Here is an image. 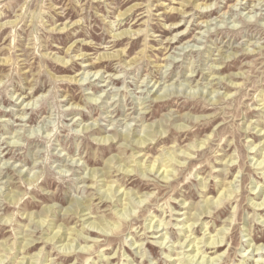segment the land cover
<instances>
[{
	"label": "rangeland",
	"instance_id": "rangeland-1",
	"mask_svg": "<svg viewBox=\"0 0 264 264\" xmlns=\"http://www.w3.org/2000/svg\"><path fill=\"white\" fill-rule=\"evenodd\" d=\"M132 5L141 9L117 16ZM124 29L139 31L112 37ZM0 58L8 59L0 62V264H183L189 240L219 231L223 247L200 243L199 254L256 264L250 252L264 248V205L251 204L264 201V0H0ZM154 128L163 132L134 145ZM173 149L190 158L175 156L182 163L168 167L166 182L162 172L123 171ZM107 184L121 190L105 196ZM226 188L231 199L199 212ZM93 219L117 230L94 228ZM59 224L75 253L64 251L67 240H46Z\"/></svg>",
	"mask_w": 264,
	"mask_h": 264
},
{
	"label": "bare ground",
	"instance_id": "bare-ground-1",
	"mask_svg": "<svg viewBox=\"0 0 264 264\" xmlns=\"http://www.w3.org/2000/svg\"><path fill=\"white\" fill-rule=\"evenodd\" d=\"M129 1V0H128ZM192 1H195V0H192ZM257 1V0H256ZM188 2H191V0H181V4L183 5V3H188ZM244 3V2H243ZM258 4H261V2H259L258 1ZM194 5V4H193ZM203 5H205V2L204 3H201V4H196V5H194L195 7H197L198 9H200L201 8V6H203ZM135 9V10H134ZM138 9H141V8H139V5H132V6H130V7H128L126 10H124L123 12H120L117 16L118 17H122V16H127L128 15V13L129 12H131V11H133L134 10V12L136 11V10H138ZM171 9H178V8H175V7H171ZM211 10V9H210ZM209 10V11H210ZM204 13H207V11H205ZM131 14V13H130ZM129 16V15H128ZM71 25V24H70ZM200 25V24H199ZM66 25H64V27H65ZM63 27V28H64ZM138 31L139 30H127V29H124V30H121V31H119V32H115V33H113V35H112V37H114V38H118V37H121V36H125V37H131L132 35H135V34H137L138 33ZM181 33H183V32H181ZM185 34V33H184ZM180 35H182V34H180ZM177 35H175V37H176ZM177 40H179V38L177 39ZM125 50V49H124ZM124 50H120V51H117V52H110V53H103V54H101V55H99L98 56V58L97 59H102V58H115V57H121V55H122V53L124 52ZM183 50V49H182ZM144 52V49H142L141 50V53H143ZM83 55V54H82ZM58 58H60V57H58ZM228 58V57H227ZM58 61H60L61 63H64V64H66L67 63V61L68 60H65L64 58H61V59H58ZM0 62L1 63H7L8 62V59L7 58H0ZM222 69H220V70H216L217 72L218 71H221ZM100 72V71H99ZM90 74H91V72H87V74L86 75H89L90 76ZM94 75H97L96 74V72H93V74H91V76H94ZM238 75H240V73L238 74ZM99 77H101V75L99 76ZM236 77H239L240 78V76H234V75H232V76H229L228 78H230V80L232 81L233 80V78H236ZM63 78H66V79H68V80H74V78L73 77H60L59 79H63ZM117 78H120L119 76H115L114 78H112V82H114V81H116V79ZM115 79V80H114ZM214 79H216V78H214ZM217 79H219V78H217ZM223 80V79H222ZM221 80V81H222ZM229 80V81H230ZM102 81V80H101ZM110 82H111V80H110ZM232 83V82H231ZM234 85H235V87H237V86H239V83H234ZM153 86V85H152ZM231 86V85H230ZM147 91V90H146ZM150 90H148V92H149ZM148 92L146 93V94H148ZM145 94V93H144ZM157 95H159L158 93H157ZM161 95V94H160ZM159 95V96H160ZM159 96H156V98L154 99V100H160V99H162L163 98V96H162V98H160L159 99ZM263 100V97H262V99H260L259 101H262ZM214 101V100H213ZM216 102V101H215ZM215 102H213V103H215ZM30 102H27V103H25V105H24V107L26 108L28 105H30L29 104ZM264 107V106H263ZM24 109V108H23ZM184 128V126H182V127H180V129H183ZM261 131H262V129H260ZM163 132V130L162 129H152V130H150V132H149V130H148V134L145 136V134H144V136H139L138 138H135L134 139V141H133V143H135L134 145L136 146V147H142V145L143 144H145V143H150V142H148V141H150L151 140V137H154V136H156L158 133H162ZM129 135H124L122 138L123 139H126V140H130V137H128ZM108 139H109V137L108 136H106ZM106 137H105V139H106ZM102 140L101 141H104L105 139L104 138H101ZM107 139V140H108ZM112 139V138H111ZM106 140V141H107ZM110 140V139H109ZM207 140H205V142H206ZM130 142V141H129ZM131 142H132V140H131ZM204 142V143H205ZM201 143V142H200ZM197 144H199V143H197ZM191 145V147H196V149L198 148V145ZM203 144V143H202ZM206 144V143H205ZM204 145V144H203ZM200 146V145H199ZM191 147H188V148H186V150L187 149H190ZM201 147V146H200ZM199 147V148H200ZM198 148V149H199ZM197 149V150H198ZM185 150V149H184ZM193 152H195L194 151V149H191ZM167 153H168V155H165V153L163 154V156L162 157H159V158H156L154 161H153V163L151 162V163H148V164H144L142 161H141V159L139 160V161H136L135 163H133V165L131 164H129V163H127V164H129L128 165V167L127 168H123V171H124V173L125 174H130V173H132L133 171H140L141 173L142 172H150L149 174H151V172H154L155 174L156 173H159V175H162V174H160V172H162V173H164V175H162L163 176V180L165 179V182L166 181H168V177H167V175H169V174H171L172 175V173L174 174V172L172 171L171 172V170L172 169H168V167H170V166H172V165H178V164H181L182 162H180V161H178V160H176V158H175V156H181V157H184V159H185V157L187 158H190V154H188V153H186L187 154V156H186V154L184 153V151L182 150V153H184V154H182L181 153V155H178L177 154V152H176V150H167ZM193 154H195V153H193ZM132 156V155H131ZM132 157H134V156H132ZM264 157V156H263ZM118 158V157H117ZM116 158V159H117ZM119 159V158H118ZM122 159H120V161H121ZM263 160H264V158H263ZM262 160V161H263ZM110 162V161H109ZM112 162V161H111ZM124 162V161H123ZM132 163V162H131ZM259 163V162H258ZM260 163H261V161H260ZM259 163V164H260ZM263 163V162H262ZM261 163V164H262ZM122 164H124V165H126L125 163H121V166H118V167H122ZM123 165V167H125ZM226 166L228 165L227 163L225 164ZM113 166V165H112ZM179 166V165H178ZM181 166V165H180ZM260 166V165H259ZM117 167V168H118ZM129 168V169H128ZM119 169H121V168H119ZM119 171V170H118ZM122 171V170H121ZM94 172V171H93ZM92 172V173H93ZM92 173H91V175H92ZM107 173H109L107 170L106 171H103L102 173H101V175H103V176H106V174ZM153 174V173H152ZM91 175H90V177H91ZM173 176V175H172ZM167 177V178H166ZM162 178V177H161ZM167 179V180H166ZM30 180H31V178H30ZM33 180V179H32ZM32 182V181H31ZM30 182V183H31ZM119 188V189H118ZM116 190L117 191H119V190H121L120 189V185L116 188V189H114V191H113V188H112V184H107L106 185V189H105V191L107 192L106 194H105V192H104V194H105V196L106 195H108V194H110L111 192H114V194L116 193ZM102 191V190H101ZM122 192H123V190H122ZM118 193V192H117ZM233 193V190L231 189V188H226V189H224V190H222L220 193H219V195L217 196V198L215 199V200H211V199H207V200H205L204 201V204L203 205H201L200 207H199V212L200 213H210L209 211H208V207L209 206H211V205H214V206H220V204H221V201H224V200H228V199H231L230 197H231V194ZM114 194H112V195H114ZM128 194L129 193H127V192H125V194H124V197L121 199V201L120 202H122V201H124V200H128L129 199V197H128ZM102 195V194H101ZM111 195V194H110ZM109 196V195H108ZM103 198V195L102 196H100V199H102ZM107 198V197H106ZM112 198V197H111ZM105 199V198H104ZM108 199V198H107ZM9 201H11L12 203L14 202L15 203V200H12L11 198L9 199ZM111 201V200H110ZM141 201V200H140ZM129 203V202H128ZM125 204V203H124ZM252 204V206L253 207H260V206H263L264 205V201H262L261 203L259 202V203H251ZM76 206V205H75ZM79 206L81 207V205H80V203H79ZM83 206H85L86 208H87V204H84ZM78 208V206H77V208H75L72 212L73 213H76L77 214V210H79V209H83V208ZM77 209V210H76ZM123 210H125L126 211V208H123L122 210H120V211H123ZM127 212L128 213H131L129 210H127ZM118 213V212H117ZM125 213V212H124ZM124 213H120V215H123ZM127 213V214H128ZM200 213H197V215L199 216V214ZM85 215L87 214V213H84ZM82 215V214H81ZM83 216V215H82ZM190 219H192V223H186L187 221H189V220H186L185 221V223H184V225L186 224V227H185V229H186V231H189V228H191L190 229V231H193V227H194V222H195V219H198V217H191ZM5 221H7V219L5 220ZM160 222H162V220H159ZM179 221V220H178ZM182 221V220H181ZM4 222V221H3ZM89 225H91L92 227H97V229L99 228V230H103V229H110L112 232H115L116 230H117V228H115V226L113 225V223H104V221L103 220H97V221H95L94 219L92 220V221H90L89 223H88ZM152 224V223H151ZM157 224V223H156ZM166 224V223H165ZM88 225V226H89ZM159 225V227H160V225L161 224H158ZM183 225V226H184ZM90 226V227H91ZM152 226V225H151ZM150 226V227H151ZM155 226H157V225H155ZM162 226V225H161ZM149 227V226H148ZM153 227V226H152ZM158 227V228H159ZM62 228H64L65 229V227L64 226H61L60 224H59V226H58V228H57V230H55V231H53L52 232V235L50 236V237H47L46 238V240L47 241H51L52 239H57L56 241H59V242H63V241H65V240H67V242H65V243H62L61 245L63 246V248L65 249L64 251H66V249L68 250V253H72V252H74V250H71L72 248H73V245L71 244V242H68L70 239L72 240V238H70L69 237V233H67V231L66 230H68L67 228L65 229V231H66V233L64 232L63 233V231H62ZM157 228V227H156ZM163 228V227H162ZM161 228V229H162ZM74 230V229H73ZM158 230V229H157ZM157 230H155V231H157ZM222 230V229H221ZM62 231V232H61ZM93 232V231H92ZM224 232V231H223ZM223 232H218L216 235H209L208 237H206V238H204L203 240L201 239V238H199V239H201V241H199V239H197L196 237H194L193 239H191V240H189L188 242H187V245H185L186 247L188 246H191V248H190V250L193 252V254L192 255H186V259H185V261L183 262V264H192V262H193V264H215L218 260H219V258H218V256H217V258H215V256L214 257H207V258H205V256L204 255H202V253H200L199 254V250H201L200 249V247H206V249L207 248H210V249H213L214 250V252H216V251H218V250H220L222 247H223V245L224 244H222L223 243V241H224V237H223ZM64 234V235H63ZM71 235V234H70ZM79 238V237H78ZM27 240V239H26ZM80 241H82V242H85V240H87V239H82V238H80L79 239ZM196 240H198V241H196ZM30 242H32V240H27V241H25V243L22 245V248H25V247H27V245L30 243ZM184 243V242H183ZM183 243H181V245L183 244ZM200 243H202L203 245L202 246H198V244H200ZM95 244V243H94ZM160 245H161V242H160ZM85 246V245H84ZM85 247H89V246H85ZM81 249H82V247H81ZM262 249H264L263 247H255L254 249H252L251 250V252H250V255H252L253 256V262H255L256 264L257 263H261L260 261H261V258H255V256H257V255H260V254H258V253H262V252H258L259 250H262ZM75 253V252H74ZM78 253L80 254V252L78 251ZM75 255V254H74ZM199 255V257L197 258V259H195L196 258V256H198ZM220 255V254H219ZM220 257V256H219ZM199 258H200V260H199ZM183 259V258H182ZM182 261V260H181ZM27 262H28V264H34V261L33 260H31V259H28L27 260ZM179 263V262H178Z\"/></svg>",
	"mask_w": 264,
	"mask_h": 264
}]
</instances>
